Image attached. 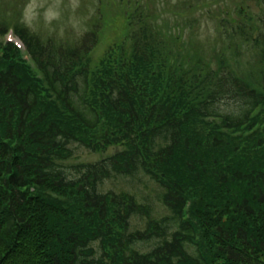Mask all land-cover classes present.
Here are the masks:
<instances>
[{"label": "trees", "instance_id": "trees-1", "mask_svg": "<svg viewBox=\"0 0 264 264\" xmlns=\"http://www.w3.org/2000/svg\"><path fill=\"white\" fill-rule=\"evenodd\" d=\"M246 1L210 54L131 0L112 41L103 0L76 40L0 9V264H264V0ZM74 144L115 150L68 165ZM142 172L168 214L100 188Z\"/></svg>", "mask_w": 264, "mask_h": 264}, {"label": "rangeland", "instance_id": "rangeland-1", "mask_svg": "<svg viewBox=\"0 0 264 264\" xmlns=\"http://www.w3.org/2000/svg\"><path fill=\"white\" fill-rule=\"evenodd\" d=\"M108 13L105 23L109 26L106 32L107 40H116V36H123L127 24L124 16L116 15L115 5H120L121 0H103ZM142 3L149 11L161 10L159 19L165 18L171 23L179 24L178 31L183 39L194 38L199 41L203 49L208 54L216 45L220 50L223 42L228 41L224 35L219 34L218 22L222 16L230 17L235 14L238 0H131ZM24 2V3H22ZM31 23H26L31 29L40 31L44 36L53 34L57 37L76 40L90 24L91 17L96 12V4L99 0H0V9L9 11L21 6L22 20L25 22L24 11L26 6L33 4ZM243 8L251 11L252 15L261 13L262 4H257L256 0L240 2ZM190 4V5H189ZM187 5H189L187 7ZM123 6L122 12L127 9ZM12 13V11H11ZM10 14V13H6ZM158 20V19H157ZM158 22H160L158 20ZM161 23V22H160ZM228 25H231L228 23ZM71 40V41H72ZM105 48V47H104ZM235 50H239L238 47ZM104 49L97 50L101 55ZM225 107V106H224ZM75 157L66 164L79 162L96 161L108 153H112L115 148H110L107 153H98L86 149L83 146L74 144ZM75 173V172H74ZM71 175H73L70 172ZM102 191L113 189L115 191H127L133 193L140 202L150 204L152 213L159 218L170 211L158 198L161 191L159 185L151 180L143 172L137 177H113L107 179L100 186ZM144 216H134L132 218V229L144 228L146 225Z\"/></svg>", "mask_w": 264, "mask_h": 264}, {"label": "clouds", "instance_id": "clouds-1", "mask_svg": "<svg viewBox=\"0 0 264 264\" xmlns=\"http://www.w3.org/2000/svg\"><path fill=\"white\" fill-rule=\"evenodd\" d=\"M34 3L29 4L26 6L25 11H24V17H25V22L26 23H31L32 20V9H33Z\"/></svg>", "mask_w": 264, "mask_h": 264}]
</instances>
